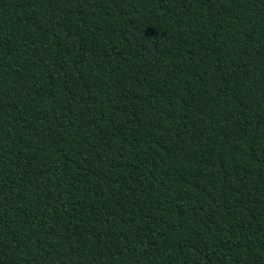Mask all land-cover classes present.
I'll return each instance as SVG.
<instances>
[{"label": "trees", "instance_id": "16d2710c", "mask_svg": "<svg viewBox=\"0 0 264 264\" xmlns=\"http://www.w3.org/2000/svg\"><path fill=\"white\" fill-rule=\"evenodd\" d=\"M0 264H264V0H0Z\"/></svg>", "mask_w": 264, "mask_h": 264}]
</instances>
